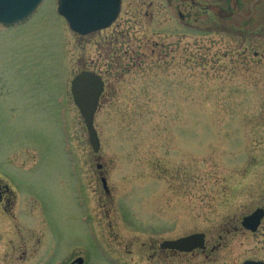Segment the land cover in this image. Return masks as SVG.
Returning <instances> with one entry per match:
<instances>
[{"label":"rangeland","instance_id":"rangeland-1","mask_svg":"<svg viewBox=\"0 0 264 264\" xmlns=\"http://www.w3.org/2000/svg\"><path fill=\"white\" fill-rule=\"evenodd\" d=\"M95 39L56 0L0 29V159H13L30 264L264 261V217L240 225L264 210V0H122ZM82 70L108 85L97 153L70 95ZM192 233L204 250L160 251Z\"/></svg>","mask_w":264,"mask_h":264},{"label":"water","instance_id":"water-1","mask_svg":"<svg viewBox=\"0 0 264 264\" xmlns=\"http://www.w3.org/2000/svg\"><path fill=\"white\" fill-rule=\"evenodd\" d=\"M42 1L0 0V24L9 25L29 17ZM56 5L57 14L64 18L69 29L84 36L109 27L118 15L120 0H56ZM102 91L103 82L98 75L91 72L77 74L70 83L73 103L84 120L88 141L94 152L99 149V140L93 119ZM102 182L104 185V181ZM263 215V210L258 208L242 218L241 226L255 232ZM160 247L188 253L204 247V235L195 233L176 240L163 241ZM77 263H81V259ZM241 264L264 263L244 261Z\"/></svg>","mask_w":264,"mask_h":264},{"label":"flooded vegetation","instance_id":"flooded-vegetation-1","mask_svg":"<svg viewBox=\"0 0 264 264\" xmlns=\"http://www.w3.org/2000/svg\"><path fill=\"white\" fill-rule=\"evenodd\" d=\"M121 7H122V0H121ZM118 17L107 29L100 30L91 34L94 36L95 42H97L95 38H98V40H100L101 34L103 32L111 29L114 25L117 24ZM24 22L10 26L0 25V29L6 30L11 28H16L21 24H23ZM106 85L107 82H104V88ZM1 94L2 93H0V95ZM9 102H10L9 105H5V114L7 115L8 119L11 120L13 119V115L11 114L13 103L11 101ZM12 161L13 159L11 158L10 153L5 155L3 159H0V264H23L29 261L30 254L28 253L29 252L28 243L30 241V236L33 235V229L32 227H29L31 223L29 222L22 223L21 216L24 207L18 205L19 203L16 201V197H15L16 192L13 190L10 181L8 179V176H11ZM95 167L99 172L100 179H102L101 181L105 182V188H103V190L108 193L106 179L103 177L104 176V173L102 171L103 165L96 163ZM1 242L3 243V245H1ZM37 243H39V241H37ZM160 251L161 252L167 251V252H171L172 254H186V253H179L174 250L162 249V248H160ZM78 257L79 256L73 258L72 260H69L67 264H76L74 260ZM27 264H30V261Z\"/></svg>","mask_w":264,"mask_h":264}]
</instances>
